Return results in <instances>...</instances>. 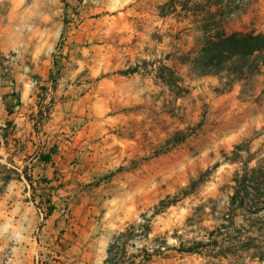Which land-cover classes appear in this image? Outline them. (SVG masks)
Listing matches in <instances>:
<instances>
[{"label":"rangeland","instance_id":"1","mask_svg":"<svg viewBox=\"0 0 264 264\" xmlns=\"http://www.w3.org/2000/svg\"><path fill=\"white\" fill-rule=\"evenodd\" d=\"M215 21L264 34V0H0V264H104L144 216L127 264H264V233L212 235L252 220L234 180L264 169V67L225 92Z\"/></svg>","mask_w":264,"mask_h":264},{"label":"trees","instance_id":"2","mask_svg":"<svg viewBox=\"0 0 264 264\" xmlns=\"http://www.w3.org/2000/svg\"><path fill=\"white\" fill-rule=\"evenodd\" d=\"M213 26H215L214 32H207L210 33V36L202 50V55L206 59L208 67L218 69L220 73L226 75L224 91L229 92L235 84L259 74L264 67V34L256 32L227 34L219 21H215ZM135 73L136 70H133L132 72H125L124 75ZM9 114L11 115V113ZM45 161L48 162L49 158H46ZM234 182L236 188L232 197V205L240 207L249 214L252 220L246 219V227L242 226L240 228H235V224L230 221L229 226L212 233L213 236L216 233V236L224 237V242L230 245L229 251L231 248L234 251L236 250L235 245L240 241L242 234H249L250 229H256L264 233V169H249L247 167L242 175L238 174L236 176ZM169 205L163 201L154 216L163 213ZM143 218L144 223H133L114 238L108 248L107 259L104 264H127L129 245L135 240L149 239L152 227L148 220L145 222L146 217ZM218 246V241L214 242L213 245L194 243L188 248H181L177 251L181 254L201 256L208 249L213 251ZM168 250L169 247L166 242H162L152 253L142 250L144 254L143 263H149L153 257H161ZM248 251H251V248H246L245 252ZM255 256L263 262L264 248L258 249ZM130 264H136V262L133 261Z\"/></svg>","mask_w":264,"mask_h":264}]
</instances>
